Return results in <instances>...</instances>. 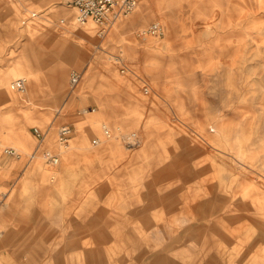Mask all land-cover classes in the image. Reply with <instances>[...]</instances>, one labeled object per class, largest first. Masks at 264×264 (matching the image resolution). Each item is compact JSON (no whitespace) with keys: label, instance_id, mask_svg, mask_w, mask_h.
<instances>
[{"label":"rangeland","instance_id":"1","mask_svg":"<svg viewBox=\"0 0 264 264\" xmlns=\"http://www.w3.org/2000/svg\"><path fill=\"white\" fill-rule=\"evenodd\" d=\"M78 14L0 0V264H264V0Z\"/></svg>","mask_w":264,"mask_h":264},{"label":"built area","instance_id":"2","mask_svg":"<svg viewBox=\"0 0 264 264\" xmlns=\"http://www.w3.org/2000/svg\"><path fill=\"white\" fill-rule=\"evenodd\" d=\"M140 0H66L69 4L78 9V20L81 23L92 21L98 27L99 34H104L116 21L125 17L132 12L138 5ZM160 35L162 27L159 23H153L145 33ZM81 79L80 71L71 72L70 87L74 88ZM11 88L16 91L25 89V80L23 78L15 80L11 84ZM147 93V87L144 88ZM33 133L37 139H43L44 135L38 127H34ZM71 133L70 126H63L59 129V139L66 140ZM105 134H109L105 129ZM4 153L9 156L18 157L19 154L12 148L4 149ZM48 161L51 165H56L58 158L49 156ZM5 194L0 190V207L4 202ZM1 235V231H0Z\"/></svg>","mask_w":264,"mask_h":264},{"label":"bare ground","instance_id":"3","mask_svg":"<svg viewBox=\"0 0 264 264\" xmlns=\"http://www.w3.org/2000/svg\"><path fill=\"white\" fill-rule=\"evenodd\" d=\"M215 15V14H214ZM163 16V15H162ZM165 17V16H164ZM214 19V18H213ZM212 20V19H211Z\"/></svg>","mask_w":264,"mask_h":264}]
</instances>
